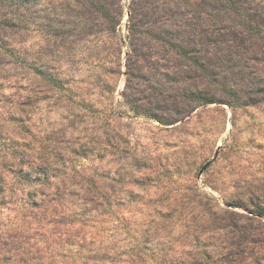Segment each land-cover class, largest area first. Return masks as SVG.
Here are the masks:
<instances>
[{
	"label": "rangeland",
	"instance_id": "rangeland-1",
	"mask_svg": "<svg viewBox=\"0 0 264 264\" xmlns=\"http://www.w3.org/2000/svg\"><path fill=\"white\" fill-rule=\"evenodd\" d=\"M0 264H264V0H0Z\"/></svg>",
	"mask_w": 264,
	"mask_h": 264
},
{
	"label": "trees",
	"instance_id": "trees-1",
	"mask_svg": "<svg viewBox=\"0 0 264 264\" xmlns=\"http://www.w3.org/2000/svg\"><path fill=\"white\" fill-rule=\"evenodd\" d=\"M22 2H27V0H21ZM20 2V1H19Z\"/></svg>",
	"mask_w": 264,
	"mask_h": 264
}]
</instances>
